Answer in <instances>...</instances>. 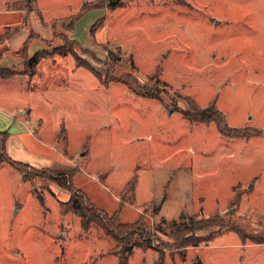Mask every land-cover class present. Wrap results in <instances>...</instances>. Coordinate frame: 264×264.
<instances>
[{
	"label": "rangeland",
	"instance_id": "1",
	"mask_svg": "<svg viewBox=\"0 0 264 264\" xmlns=\"http://www.w3.org/2000/svg\"><path fill=\"white\" fill-rule=\"evenodd\" d=\"M40 6L50 38L29 41L28 53L47 48L49 55L31 69L26 50L3 55V42L21 28L46 37L33 23ZM2 7L27 14L0 35V67L8 68L1 74L11 78L0 81V105L25 123L0 130L10 134L8 159L39 174L25 181L16 165L0 163V264H199L203 250L176 248L173 220H204L196 234L215 249L245 239L237 230L264 235V160L236 171L249 139L264 158V0H123L114 9L104 0H11ZM14 20L3 13L0 27ZM188 100L215 104L248 136L226 137L213 121L185 118ZM47 169L67 171L88 203L134 228L120 238L93 221L85 230L62 205L71 193L41 173ZM252 173L261 183L247 196Z\"/></svg>",
	"mask_w": 264,
	"mask_h": 264
},
{
	"label": "trees",
	"instance_id": "2",
	"mask_svg": "<svg viewBox=\"0 0 264 264\" xmlns=\"http://www.w3.org/2000/svg\"><path fill=\"white\" fill-rule=\"evenodd\" d=\"M122 1L123 0H104L105 4L110 9L117 8L118 6L122 4ZM56 53L57 52H54L53 54H56ZM58 53L61 55H67L73 52L71 51L61 52L60 51ZM48 55H49V52L47 48L43 49L42 51L36 52L34 55L29 57L26 63L27 67L33 69L41 62V60H43V58L47 57ZM75 56L77 59V64L83 65V61L81 57L77 56L76 54ZM1 75L2 74L0 73V76ZM188 103L189 105H191L192 108L190 110L181 111V114H183L185 118L191 121H194V122L200 121L204 123H212L213 121L216 123V127L219 129L220 133H222L223 135L227 137L228 136H233V137L248 136L247 134H244V131L246 130V128L239 129V128L230 127L229 124H227L224 113L221 112L215 104L212 103V105H210L209 107L201 108L195 103L193 105L191 100H188ZM241 131H243L242 134H241ZM255 134H258V133L254 131L253 134L251 135H255ZM9 136L10 134H8V132H0V137L2 138V140L0 141V151L2 152V154H4V157L0 159V163L7 161L10 164H13L14 166L16 165L22 174V178L25 181H31L32 178L34 177L32 174L34 175L39 174L38 170L34 169L33 167H30L27 164L21 163V162L10 161L8 157L6 156L5 144ZM47 171L50 173L49 178L53 179L54 182H56L61 188L64 187L71 193L69 199L66 202H63L62 205H66V207H68L69 210L73 211L78 217L81 218L80 223L85 230L89 229V225H90L89 221H93L97 226H100L106 229V231L108 233H111L113 237L120 238L119 233H122L123 230L125 231V229L134 228V225H129L127 223L120 222L118 215L114 214L112 216H108L107 213H105V211H103L102 209L95 207L94 205L92 206L90 203H88L85 197L83 196V194L80 193V191H77L74 189L72 182H71V174H69L67 171H64V170L55 171L52 169H47V170H42L41 173L47 172ZM130 183L131 184L133 183V185L136 186V179L134 178V180ZM205 223L206 222L204 220L200 222H196V223H195V220L193 219H191V223L173 220L170 223V226H171L170 235L175 236L174 243H176V248L177 249L181 248L182 250H185L189 246L197 247V246H200L201 242L203 241H208V240L210 241L209 237H203V236L200 237L196 234L198 230H201L202 228H204L202 226ZM139 229L140 228H137L135 232L139 231ZM237 232L240 233L245 238V240L250 239L251 241L256 242V243L264 242V235L249 236V235H245L241 233L239 230H237ZM139 236H142V234ZM141 244L142 246L148 247L150 246L151 243L150 241H148V238H145L144 240L141 241ZM135 245H138V244H135ZM132 247L130 246L129 248H127L126 251L131 253L130 251L132 250Z\"/></svg>",
	"mask_w": 264,
	"mask_h": 264
},
{
	"label": "crops",
	"instance_id": "3",
	"mask_svg": "<svg viewBox=\"0 0 264 264\" xmlns=\"http://www.w3.org/2000/svg\"><path fill=\"white\" fill-rule=\"evenodd\" d=\"M10 1L11 0H0V15L3 14V13L4 14H9V15H12L13 14L15 16V20L13 21V23L11 25L10 24H2L1 27H0L1 28L0 29V35L3 34V31H6V33L8 32V30H2V29L9 28L12 25H16V23H17V25H20V23L22 22V20H24V16L27 14L23 10H16V11H14V10H12V11H5L4 10L3 11V9H2L3 8L2 7V3H7V2H10ZM36 11L40 13V16H39L40 19H39V21H36V22H33V23H35L38 28H41V30H43L45 28V31L48 32V34H46V37L45 36H42L40 33H36L34 30H33L34 32L32 31L30 33L29 32V29H26L27 31H23L24 28L15 29L12 32V35H10L9 37H6L5 40H4L5 42H3L5 44V46L7 47L6 48L7 51L11 50V52H13V51L20 52V51L26 50V54L28 55V59H29V57H31L29 55V53H28V46H29V43H30L29 41H33V40H36L37 39V40H41L43 42L44 41L43 39L50 38L49 35H50V31L52 30V27H45L44 26L45 25V22H50L49 20H46L44 18V15H43L45 13L44 12V8H41V6L39 8L37 7L36 8ZM21 18H22V20L19 21L18 19H21ZM19 33H21V35H24V37L22 39H20V40L16 39V36ZM32 33H36L39 36V38L37 36L36 37L33 36ZM11 52L9 51V53L8 52L7 53H3V55L6 54V55L12 56L11 55ZM3 55L0 56V59H1V57ZM43 59H46V57L43 58ZM42 61L43 60H41V62ZM2 70H5L6 71V70H8V68H2V67H0V73H2L1 72ZM5 79L7 81V80H9L11 78L10 77L4 78L3 77V74H2L0 76V81H5ZM1 84L2 83H0V85ZM12 114L13 113L7 112L4 109H2V107L0 105V125L7 126V125H10L12 122L14 124L16 122H19V123L20 122H23V123H25L23 120H21L20 118H18L17 115L13 116ZM204 124H207L208 125V124H211V123H204ZM245 128H247V127H245ZM249 128H251V127H249ZM218 131H219V129H218ZM0 132H7V130H0ZM259 139L262 140V138H259ZM249 140H251L252 141V144L254 146H256V149H255L256 151L255 152L252 151V149H253L252 144H250L248 146L244 142L243 150L245 149V151H244V154L243 155H240L241 157L239 158V160H238V158L236 159L237 160L236 163L238 165V170H236V171H240V172L241 171H244V172L246 171L247 172L248 170H250L249 168L252 167L253 164L256 165L257 163H259V161L264 160V158L262 157L263 156V153H261L262 148L261 147L259 148V146H257V143H255V141H253L252 139H249ZM260 142H259V144H262L263 143V142H261V143ZM228 143H230V142H228ZM232 154H233V152H232ZM247 164L250 165V166H248ZM258 178H259L258 177V174H253V173L250 174V178H249L250 180L247 181V183L251 187V191H249L248 193H246L247 196L249 194H252V192L254 191V189H256V187H255L256 184L257 185H260L261 181H259ZM235 184H237V182ZM235 184H233V186ZM233 186H232V188H233ZM233 190H234V188H233ZM211 246H213V245L210 244V242H208L206 244H202L201 246L194 247L196 250H200V251L203 250V256H201V257L197 256L198 259H199V261H198L199 264H258L257 258L258 259L259 258L260 259H264V242H262V243H256V242L251 241L250 239H246V240L245 239H242L241 242H237L236 244L232 245L231 247L216 248L215 249V248H212ZM191 247L193 249V246H191ZM232 248H235L236 250L238 249L241 252L239 253V252L235 251V252L230 253L229 251H227L228 249H232ZM247 254L250 255V258L245 259V256L244 255H247ZM254 262H256V263H254Z\"/></svg>",
	"mask_w": 264,
	"mask_h": 264
}]
</instances>
